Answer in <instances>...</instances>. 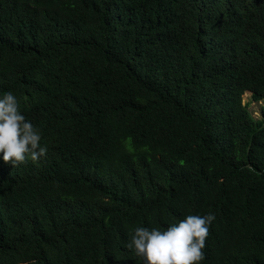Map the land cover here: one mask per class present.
<instances>
[{
    "label": "trees",
    "instance_id": "16d2710c",
    "mask_svg": "<svg viewBox=\"0 0 264 264\" xmlns=\"http://www.w3.org/2000/svg\"><path fill=\"white\" fill-rule=\"evenodd\" d=\"M8 92L47 153H0V264H146L135 228L209 213L200 264H264V0H0Z\"/></svg>",
    "mask_w": 264,
    "mask_h": 264
},
{
    "label": "clouds",
    "instance_id": "9594fccd",
    "mask_svg": "<svg viewBox=\"0 0 264 264\" xmlns=\"http://www.w3.org/2000/svg\"><path fill=\"white\" fill-rule=\"evenodd\" d=\"M41 135L20 112L16 97L6 93L0 98V153L6 163H24L30 155L32 161L47 153L40 146ZM215 215H189L165 231L137 227L126 245L146 264H200L205 259L203 249L210 234Z\"/></svg>",
    "mask_w": 264,
    "mask_h": 264
},
{
    "label": "rangeland",
    "instance_id": "374dc122",
    "mask_svg": "<svg viewBox=\"0 0 264 264\" xmlns=\"http://www.w3.org/2000/svg\"><path fill=\"white\" fill-rule=\"evenodd\" d=\"M251 92L250 91H247L245 92V94L243 95V102H248L251 98ZM263 105V102L260 101V102H250V105H249V110L251 111V113L253 114V116L255 118H259L261 116V106Z\"/></svg>",
    "mask_w": 264,
    "mask_h": 264
}]
</instances>
